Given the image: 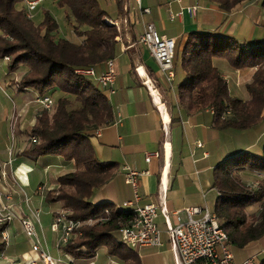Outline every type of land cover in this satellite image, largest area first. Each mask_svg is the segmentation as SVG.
Listing matches in <instances>:
<instances>
[{
  "label": "trees",
  "instance_id": "1",
  "mask_svg": "<svg viewBox=\"0 0 264 264\" xmlns=\"http://www.w3.org/2000/svg\"><path fill=\"white\" fill-rule=\"evenodd\" d=\"M21 1L0 0V59L8 57L5 75L19 69L18 91L31 88L37 97H50L57 89L60 96L52 102L51 112L44 108L36 112L33 124L25 130L28 145L20 154L29 158L57 155L72 160L74 169L55 178L54 186L43 193L44 201L59 203L68 218L93 221L79 226V234L61 249L73 258L85 259L103 246L117 264H138L136 252L121 244L114 234L131 220L132 210L116 208L105 200L93 203L88 199L115 166L98 161L89 142L97 128L111 121L112 113L105 92L91 79L72 71L88 65L97 68L113 58L115 36L122 34L121 28L118 34L96 0H55L64 8V17L77 38L72 41L59 35L57 24L47 11L35 25L25 14V6L18 5ZM113 1L117 15L123 16L125 0ZM208 1L229 13L253 0ZM259 2L264 8V0ZM261 40L245 45L231 35L212 30L188 32L182 49L173 55V69L178 65L182 74L175 86L177 104L189 111L210 108L215 129L239 131L255 125L264 108ZM212 58L224 59L233 69H252L244 83L246 100L228 94L226 80L212 64ZM256 153L246 149L225 157L211 172V187L216 191L213 212L229 243L238 248L264 235V178L250 187L238 176L242 170L264 175V141ZM254 205L257 210L247 213L246 208ZM5 225L0 224V232ZM4 250L5 243L0 239V253ZM256 264H264V256Z\"/></svg>",
  "mask_w": 264,
  "mask_h": 264
},
{
  "label": "crops",
  "instance_id": "2",
  "mask_svg": "<svg viewBox=\"0 0 264 264\" xmlns=\"http://www.w3.org/2000/svg\"><path fill=\"white\" fill-rule=\"evenodd\" d=\"M124 4L126 5L123 9L125 14L119 16L115 9L114 18H111L102 8L111 20L120 22L124 18L125 23L119 24L122 34L117 36L116 52L111 58L114 92L105 93L111 106L112 119L107 125L97 128L99 129L97 134L94 131L89 137V142L98 161L112 162L115 166L108 179L96 188L97 191L103 189L104 195L97 200V194L92 192L88 199L93 203L105 200L116 208L121 207L123 202L132 200V188L124 182L125 171L131 169L141 172L137 176L138 200L135 202L137 205L151 203L159 208V204L162 203L168 212L182 210L184 207L205 208L213 212L216 191L211 187L212 168L225 157L246 149H252L258 154L260 145L264 141V108L261 110L259 121L248 129L239 131L215 129L212 126V112L209 108L189 111L177 104L174 97L175 86L181 80L182 74L174 84L175 66L173 80L168 86L156 62L147 49L137 42V38L145 23L150 22L159 35L174 37V54H178L188 32L212 30L232 35L239 26L238 19L233 12L224 13L208 0H180L179 2L141 0V6L148 8L147 13L139 12L131 0H126ZM186 5L197 6L194 16L186 12L180 16L176 15L179 8ZM169 14L173 15L172 18H169ZM211 61L226 80L228 94L240 100H246L247 93H242L237 87L244 86L252 69H233L221 58H212ZM96 69L97 71L104 69V64H100ZM15 76L16 74H4L3 85L10 86L17 97L29 100L37 98L38 94L34 89L18 91L12 86L10 80H16ZM31 91L34 96L31 95ZM38 110L39 108L34 109L23 125V116L28 111L26 107H20L17 113L15 111L12 113L14 119L16 117L15 123L18 126L16 133L20 141L16 145V151L9 155L7 161L0 160L2 196L0 203L8 205L15 214L4 228L7 239L5 250L2 252L5 260L1 264H26L23 257L35 256L29 249L27 252L14 251L9 234L13 221L25 217L38 221V224L43 222L50 224L53 213L60 208L59 203L43 204L45 190L43 191L41 183L35 187V193L40 195L37 198L20 194L15 188L34 184L36 175L34 169L37 168L45 170L51 164L60 167L54 178L74 169L72 160H64L57 155L29 158L20 154L29 142L24 132L33 124ZM249 131L253 132L245 141L243 135L249 134ZM197 142L200 145H197ZM152 151H157L158 156L145 162L144 153ZM239 173L242 171L238 172V175ZM239 177L242 178L241 174ZM6 195L7 199L4 198ZM38 209L40 213L37 219L33 212ZM180 217L185 218L182 212ZM155 223L162 231V244L158 247L143 246L135 249L138 264H141L140 256L148 259L146 264H174L169 243L163 232V219L159 212H157ZM19 227L21 228V225ZM54 234L53 248L58 236L57 233ZM255 245L247 244L242 247L244 249L253 247L246 253L247 256L264 254V249L257 248ZM43 249L47 251L45 244ZM101 250L105 252L108 259L105 264H117L103 246L97 248L93 256L85 259L73 258L65 254L61 247L55 251L62 254L68 264H97ZM243 258L234 259V261L239 262ZM59 261L57 262L60 263Z\"/></svg>",
  "mask_w": 264,
  "mask_h": 264
},
{
  "label": "built area",
  "instance_id": "3",
  "mask_svg": "<svg viewBox=\"0 0 264 264\" xmlns=\"http://www.w3.org/2000/svg\"><path fill=\"white\" fill-rule=\"evenodd\" d=\"M40 1L42 0L24 1L25 14L28 17L29 12ZM131 1L139 12H148V8L141 6V0ZM174 1L179 2L180 0ZM125 8L126 5L123 4V9ZM196 9V5L181 6L176 15L180 16L183 12H186L190 16H194ZM172 16V14H169V18H172ZM106 21L115 26L118 34L120 22L125 23L124 18L120 22L111 19H107ZM117 36H115V40H118ZM137 42L147 49L169 86L174 77V37L159 35L155 31L153 24L147 22L139 34ZM7 58L5 56L3 59L7 60ZM103 64L104 69L100 71H97L92 65L75 67L72 71L74 74L93 80L97 88L107 94H111L114 92L112 59H106ZM35 102L39 103L46 110H49L52 105L49 96L37 97L35 98ZM209 110L211 109L209 108ZM98 130H95V134H97ZM197 145L200 144L197 142ZM157 156V151L145 152L143 159L145 162H148L151 158ZM139 174L141 172L131 169H127L124 173V182L132 188L133 197L132 200L123 202L122 207L130 208L133 216L127 225L115 231L116 238L121 244L133 250L143 246H160L162 244V231L155 223L157 212H159L163 219V232L169 243L174 264H256L252 256H246L239 262L234 261L233 255L229 250L230 243L226 234L219 226L214 212L199 207H184L182 210L168 212L162 203L159 204V208L151 203L137 205L135 202L138 200L136 190L137 176ZM4 198L7 199L8 196L6 195ZM181 212L185 216L184 219L180 217ZM66 214L64 210L55 212L49 224L50 230L58 235L55 242L56 249L65 245L73 235L79 234L77 231L79 226L85 223L84 221L68 218ZM33 215L37 216V210L33 212ZM13 217L14 213L12 209L8 205L0 203V224L9 222ZM19 221L22 232L27 237L34 239L31 243V251L35 256L34 258H30L26 264H56L58 259H53L45 250L39 247L32 221L25 217L20 218ZM0 239L6 243L7 237L4 230L0 232Z\"/></svg>",
  "mask_w": 264,
  "mask_h": 264
},
{
  "label": "rangeland",
  "instance_id": "4",
  "mask_svg": "<svg viewBox=\"0 0 264 264\" xmlns=\"http://www.w3.org/2000/svg\"><path fill=\"white\" fill-rule=\"evenodd\" d=\"M24 1L22 0L19 6L24 7ZM97 4L100 8H103L108 15L111 18H114L115 16V5L113 0H96ZM126 2V0H125ZM43 11H47L55 20L57 24V29L58 33L60 36L75 41L77 40L76 36L72 33L71 27L67 20L64 17V8L60 7L55 0H42L33 10L29 12V18L31 21L37 25L41 22L42 20V13ZM231 12H233V15L237 17L239 26L238 28L235 29L233 36L238 42L249 45L253 42H255L256 39H262L261 42H264V8L260 6L259 0H253L248 3H244L238 8L233 9ZM1 34V33H0ZM225 61V60H224ZM226 62V61H225ZM228 65V63L226 62ZM229 66V65H228ZM23 70V69H22ZM6 73V64L5 61L0 59V160L1 161H7L8 158L10 157L9 155L16 151V145L20 141L19 136L16 133V129H18V126L15 123L16 117L14 119L13 112L15 111L16 113L19 111L20 107L25 106L28 111L25 113L23 116L24 121L22 122V125L25 123L26 119L29 117L30 114L33 113L34 109H40L42 106L35 102V99L30 100L27 98H21L17 97L15 95L14 91L10 86L3 85L2 77ZM11 75H15V78L18 79V76L20 75V70L17 69L14 72L10 73ZM181 77V71L179 66H176V78L174 81V84H176V81H178V78ZM12 83V86L16 88V80L11 79L10 80ZM93 82V80H92ZM246 94V91L244 89V86L240 85L237 87V89ZM31 95L34 96V93L31 91ZM60 96V91L55 90L51 96L50 99L52 102H54L58 97ZM13 101V102H12ZM52 110V105L51 108L49 109V112ZM260 119V118H259ZM21 122L19 121V125ZM23 127V126H22ZM23 128H21L22 130ZM250 133H244L243 135L244 140H248L250 137V134H252L253 131H249ZM26 135V133L24 132ZM27 136V135H26ZM28 139V138H27ZM29 140V139H28ZM63 167V166H62ZM36 172L35 178H34V184H32L31 180V186H20L16 187L15 189L19 191L20 194H25L26 196H34L35 198L39 197V194L35 193V187L39 185H42L41 187L44 190L50 189L54 186L55 183V176L57 175V171L60 170V167H55L53 164L49 165L45 170L43 168H37L34 169ZM241 174L242 178L240 179L244 183L248 184L250 187H255L260 179L264 178V175L250 172L248 170H242ZM238 175V176H239ZM240 178V177H239ZM94 194H97V200L99 197L104 195V190H99L97 189L93 190ZM1 194V192H0ZM100 199V198H99ZM43 204H47L45 201ZM46 206V205H44ZM62 209H58L55 212L61 211ZM257 210V206H250L246 208L247 213H252ZM54 212V213H55ZM67 213L66 211H64ZM40 213V209L37 211V219L38 215ZM53 213V214H54ZM15 217V214H14ZM13 217V218H14ZM20 219V218H19ZM19 219L16 221H13L12 223V228L10 230V240L13 243V247L15 248V252L17 251H26L29 249L31 251V243L34 240L33 238L27 237L23 232L19 230L20 226V221ZM34 228V233L37 238V243L41 249L44 248V244L46 245L47 248V253L53 258V259H60V263L58 264H68L65 259L63 258L62 254H58L53 248V243H54V233L52 232L49 228V224L47 223H40L38 224V221L36 220H31ZM84 224H91L93 221L92 220H86L84 221ZM21 229V228H20ZM78 234L73 235L71 238L74 239ZM259 241L257 243L251 242L249 244H256L255 247H259L264 249V235L261 237V239H258ZM257 241V240H256ZM253 247H250V249H240L234 245H229V250L233 254V259L238 260L241 257H246V253L250 252ZM44 250V249H43ZM106 250V248H105ZM246 255V256H245ZM252 256L254 260L257 262L259 261L260 258L264 256V254H255V255H248ZM30 258H34V256L29 255V257H23L24 262L26 263ZM63 258V259H62ZM114 259V258H112ZM2 253H0V264L4 261ZM107 257L105 256V252L101 250V254L99 255V259H97L98 263L97 264H105L107 261ZM115 260V259H114ZM143 262V263H142ZM148 262V259L144 256H140V263L141 264H146ZM56 263V264H57Z\"/></svg>",
  "mask_w": 264,
  "mask_h": 264
}]
</instances>
